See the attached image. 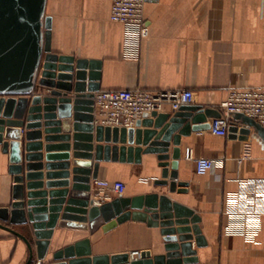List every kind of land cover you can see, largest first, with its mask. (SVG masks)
I'll return each instance as SVG.
<instances>
[{
  "label": "water",
  "instance_id": "95a60500",
  "mask_svg": "<svg viewBox=\"0 0 264 264\" xmlns=\"http://www.w3.org/2000/svg\"><path fill=\"white\" fill-rule=\"evenodd\" d=\"M45 3L0 0V146L9 154L14 181L13 201L0 208V228L25 242V264H34L45 259L57 227L108 232L134 220L159 228L165 254L93 256L85 238L54 252L48 264L196 263L192 241L198 248L206 241L194 211L157 193L92 206L90 182L98 178L100 162L139 164L142 155L154 154L161 168L154 184L170 193L187 192L188 183L177 181L181 138L209 129L208 119L219 112L186 105L169 113H145L130 128L95 124L99 62L52 50ZM250 128L264 139V129L243 115L234 116L228 132L235 137L239 129L245 140Z\"/></svg>",
  "mask_w": 264,
  "mask_h": 264
},
{
  "label": "crops",
  "instance_id": "0c3cea01",
  "mask_svg": "<svg viewBox=\"0 0 264 264\" xmlns=\"http://www.w3.org/2000/svg\"><path fill=\"white\" fill-rule=\"evenodd\" d=\"M111 5L112 0H46L44 9V16L51 18L52 50L99 62L100 90L187 89L194 93L190 105L217 110L230 88H264V0H148L144 17L149 34L137 54L126 45L124 26L110 20ZM169 112L166 107L162 113ZM241 136L239 129L235 137L203 129L181 138L177 181L188 183L185 193H170L154 184L161 174L154 154L142 155L139 164L100 162L98 177L122 181L123 196L164 194L194 211L206 245L198 248L192 241L197 251L193 264H264V215L253 242L223 233L224 200L237 190L236 178H264V139L253 128L247 139ZM187 149L193 158L215 160V168L197 175L193 160L185 156ZM9 166V154L0 146V208L13 201ZM85 238L93 256L126 253L135 259L133 252L165 254L159 228L128 220L108 232L57 227L39 264H48L54 252ZM28 258L25 242L0 228V264H25Z\"/></svg>",
  "mask_w": 264,
  "mask_h": 264
},
{
  "label": "built area",
  "instance_id": "2783aa9c",
  "mask_svg": "<svg viewBox=\"0 0 264 264\" xmlns=\"http://www.w3.org/2000/svg\"><path fill=\"white\" fill-rule=\"evenodd\" d=\"M148 0H112L110 20L122 24L125 28V41L137 54L140 41L149 34L144 17V6ZM94 122L109 127H134L145 113L163 112L166 107L171 112L190 105L194 100L191 90H100L94 94ZM217 111L219 116L209 122V131L224 137L235 115H243L255 120L264 129V88L233 87L227 98L221 102ZM249 147H245V155ZM187 159L193 160L195 173L205 175L215 166V160L193 158L192 150L187 149ZM237 190L228 194L224 200L223 215L227 223L223 233L227 236L240 235L247 242H253L260 230V220L264 215V178H236ZM125 184L96 178L90 182V205L100 206L123 196ZM141 252H133L139 257ZM136 257V258H137ZM40 262L37 261V264Z\"/></svg>",
  "mask_w": 264,
  "mask_h": 264
}]
</instances>
